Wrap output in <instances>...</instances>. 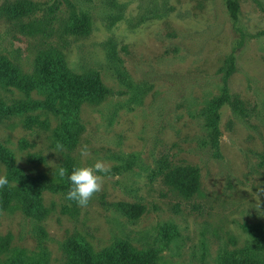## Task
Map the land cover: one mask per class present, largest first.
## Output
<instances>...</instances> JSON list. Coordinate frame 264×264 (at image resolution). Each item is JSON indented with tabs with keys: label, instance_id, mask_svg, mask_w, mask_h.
Listing matches in <instances>:
<instances>
[{
	"label": "rangeland",
	"instance_id": "1",
	"mask_svg": "<svg viewBox=\"0 0 264 264\" xmlns=\"http://www.w3.org/2000/svg\"><path fill=\"white\" fill-rule=\"evenodd\" d=\"M24 1L31 11L21 14ZM239 3L248 36L241 48L225 0H0V58L22 75H35L58 53L70 74L100 77L107 93L82 104L84 132L72 156L78 165L101 159L111 166L77 216L63 214L66 201L49 192L43 198L51 211L42 219L18 205L0 207V264H74L76 249L87 246L99 259L123 243L137 254L155 252L154 264L262 255L245 227L264 233V193L260 207L255 197L264 188V0ZM73 10L90 14L89 34L70 30ZM232 53L237 70L219 110L218 158L208 121L223 97L220 70ZM22 98L0 85L4 107ZM23 121L0 116V146L27 175L49 174L63 155L50 148L49 133ZM23 139L33 147H22ZM84 144L87 158L80 155ZM28 153H41L46 163H29ZM166 163L197 167L201 193L183 200L170 190L161 174ZM0 175L7 176L1 159ZM120 204L142 206L143 213L135 220Z\"/></svg>",
	"mask_w": 264,
	"mask_h": 264
},
{
	"label": "trees",
	"instance_id": "2",
	"mask_svg": "<svg viewBox=\"0 0 264 264\" xmlns=\"http://www.w3.org/2000/svg\"><path fill=\"white\" fill-rule=\"evenodd\" d=\"M87 2L91 0H85ZM227 12L233 22L235 32L239 35L236 48L244 46L248 36L239 26L241 7L239 0H225ZM29 1L19 4V13L31 11ZM70 30L74 33L89 34L92 30L90 14L83 11H72ZM236 57L232 53L224 61L221 68L223 97L214 101L210 111V147L216 157H221L220 137L218 128L219 110L229 102V79L236 73ZM39 71L33 76H24L10 62L0 58V85L5 89H14L23 95V98L15 105L4 107L0 104V116L20 117L28 130L49 133L50 148L56 150L57 142L64 145L61 152L63 159L58 167L63 166L71 173L74 166H78L72 153L79 144L84 132V125L80 120L81 106L84 102L93 98H102L107 90L98 75L94 77H80L70 74L62 58L55 53L46 57L40 64ZM36 92L41 99L33 98ZM54 116L57 125L52 126L48 116ZM22 147L31 149L33 145L26 139L21 141ZM0 159L6 165L7 179L9 183L0 188V207L10 209L18 205L27 216L42 219L50 209L44 203L43 194L49 192L60 195L66 201L61 207L63 214L77 216L80 207L75 202L68 201L65 196L70 188L67 176L61 179L58 176V167L49 174L27 175L18 167L14 154L7 148L0 146ZM46 157L41 153H28L27 161L32 164H45ZM264 162V161H263ZM264 164V163H263ZM161 174L166 186L175 192L183 200H191L201 193V176L197 167L174 166L165 164ZM120 208L131 218L137 220L143 213V207L131 204H120ZM195 208H197L195 206ZM245 231L255 237L257 247L263 251L257 258L252 254L243 259H237L224 254L219 264H264V233L261 229L245 227ZM10 239L1 243V249L10 246ZM74 264H154L156 253L149 252L137 254L125 243L115 249L105 252L99 259L96 258L89 247L74 250ZM254 252V251H253ZM255 254L257 252H254ZM259 254V253H258ZM262 258V259H261ZM76 262V263H75Z\"/></svg>",
	"mask_w": 264,
	"mask_h": 264
},
{
	"label": "clouds",
	"instance_id": "3",
	"mask_svg": "<svg viewBox=\"0 0 264 264\" xmlns=\"http://www.w3.org/2000/svg\"><path fill=\"white\" fill-rule=\"evenodd\" d=\"M72 68V65H69ZM74 70V69H73ZM64 145L60 142L56 144L55 153L62 152ZM90 154V150L87 144H84L80 148V155L87 158ZM111 166L101 159H97L93 164H81L74 166L71 173L63 166L58 167V176L64 179L67 176L70 182V188L66 193L65 198L68 201L75 202L78 207L86 208L94 195L102 190L104 183V175L110 173ZM9 183L5 175H0V188H3ZM258 191L255 193L257 205L260 207L259 196L264 193V188L257 187Z\"/></svg>",
	"mask_w": 264,
	"mask_h": 264
}]
</instances>
